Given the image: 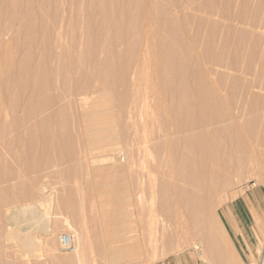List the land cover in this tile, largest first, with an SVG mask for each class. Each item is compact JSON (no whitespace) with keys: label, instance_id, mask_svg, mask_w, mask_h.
<instances>
[{"label":"rangeland","instance_id":"obj_1","mask_svg":"<svg viewBox=\"0 0 264 264\" xmlns=\"http://www.w3.org/2000/svg\"><path fill=\"white\" fill-rule=\"evenodd\" d=\"M105 1L106 3L104 0H0V20L2 19L0 21V49L2 48L0 51V79L3 77L2 79L6 80L4 81L5 86L2 85V79L0 80V95L2 94L0 96V174L4 178L3 181L0 180V197L3 194V199L6 194L7 197H11V199H5L9 206L4 205L5 201H0L5 208V210L3 207L0 208V264H230L221 260L220 249L229 253L233 257L232 264H236L237 253L243 256L244 251L242 250L243 246L239 245L240 238L235 237L230 227L231 222L228 214L230 208H235L236 214L245 219L248 226L250 224L253 226L255 239L258 243V256L248 264H260L264 248V214H262L264 212V0H249L252 17L263 21L262 27L254 32L226 20L230 13L229 0H128L129 2L127 0H112V3ZM226 11L227 13H225ZM12 12L14 13L12 14ZM43 16H45L44 19ZM146 17L151 23L144 21ZM101 24L104 28L105 25L108 28L104 29L106 35L103 33L102 36H99L97 32L96 34L94 32L99 26H102ZM202 25L203 27H201ZM95 27L97 28L95 29ZM153 29L158 30L159 53L164 60L161 65L163 67L161 68V77L155 78L150 76L152 75L150 61L153 52L148 49L146 39V33ZM248 34H250L249 37ZM218 35H222V38L225 37L219 41L220 43L217 42ZM94 37H99V39H95L99 40L96 44ZM227 39L239 40L238 66L235 65L234 71H232L233 68L225 70V68L218 67L219 69L216 68L217 72H214L213 75L216 78H213L217 82L219 81L221 93L230 97V101L232 100L229 105V116H226L218 126L221 128L219 130L223 131L225 128L224 131H226L225 137L221 140L220 149L224 151L223 153L230 152L231 154L232 152L233 155L235 153L234 157L238 161L225 164L224 172L219 180V189L213 198L215 201H212L214 205L211 204L212 207H208L205 213L204 218L207 217V219L203 221V217L200 216V224L187 232L183 240H176L171 244V248L165 251L161 248L160 242L145 243L142 246L141 255L128 254L124 248L130 244L128 239L133 234L135 235L133 232L135 225L137 226L139 223L138 226L142 227L145 223H151V220L154 221V224H151L158 228L161 224L167 225L169 216L167 205L170 195L162 185L163 180L167 182L169 179L167 178L166 181L165 173L162 176L163 172L161 175L160 172L159 175L157 172L150 173L153 171L152 161L154 159H156L155 163L160 162L157 163L159 166L164 161L163 158H159L163 156L161 152L158 155L154 154L159 159L152 157L153 153H156L153 152L155 146L153 144L161 136L159 134L161 130L159 132V128H157L159 125L157 112L172 102L171 98L175 97L173 95L181 94L186 88L189 92L194 86L191 77L195 72L193 60L203 43L211 44L214 53L217 56H223L222 59L226 60V56H228L227 41H229ZM104 41L108 47L107 51L101 49ZM165 41L167 43H163ZM9 46L10 49L13 47L11 51L13 50L14 58L10 54ZM95 47L94 56H92L90 52ZM90 55L96 61H94L96 65L92 60L90 61ZM26 56L28 57L26 58ZM81 57L83 58L81 59ZM12 59L14 60L12 61ZM24 62H26L25 69H23ZM92 64L95 65L94 68ZM8 65L10 66L8 67ZM19 66L21 70L23 69L22 72L26 77L22 75ZM35 67L36 69L37 67L38 69L42 68L41 77H38V73L36 74ZM113 68L115 69L113 70ZM166 68L167 70H165ZM255 69L256 72H253ZM6 70H10L8 79L5 78L8 75ZM24 71L29 72L28 76ZM31 71L35 72V78L37 77L35 82L32 81L35 78ZM29 74L33 76V79ZM19 76L18 82L20 83L16 81ZM21 76L24 80L29 79L24 81ZM20 80H23V85ZM245 85L247 88L251 87L247 92L248 95L244 92ZM176 90L179 93L174 94L177 92ZM34 91H38V93L35 95ZM30 97H33L32 101H30ZM103 99L107 101L101 103ZM96 100L98 103L100 102L101 107H97L96 104H94V108L92 107L93 101ZM236 100H238L237 103ZM175 101L173 100V102ZM102 104L108 105L106 112L103 111L105 108L102 107ZM110 107L111 109L108 110ZM84 112L85 114H83ZM95 113L98 117L101 115L108 118L110 127H114L106 131H101L96 126L93 128L91 120L98 118ZM93 115L96 117L93 118ZM84 117L89 120L87 123H82ZM111 117L115 124L110 119ZM232 122L241 125L243 136L239 137L238 135L237 137L234 132H230L233 129ZM17 124L18 126H15ZM85 125H90L92 128L86 131ZM155 131L157 132L155 133ZM33 134L34 136L42 134L43 138L39 136L40 138L38 137V141H36ZM109 136L112 140H109ZM20 137L22 144L17 143L18 139L21 140ZM30 137L32 141L34 138L36 142H39L40 139L38 152L41 155L38 154V165L36 166L37 163L32 161L30 166H35V168L26 170L24 164L26 160L23 158L32 144H29V141L32 142ZM41 138L46 143L42 142ZM108 140L111 144L113 143V146L107 152L101 151V145L109 142ZM60 143H62L61 146ZM157 143L160 144V142ZM46 144L47 146H45ZM43 153H45L44 157H42ZM113 166L119 168L112 169ZM155 166L158 165L154 164L153 167L156 169ZM149 173L156 175L148 176ZM116 174L117 177L122 175L132 178L136 187L140 185L136 191L138 193L134 194L136 198L133 196L131 201H134L133 207H130L133 215L130 209L129 212V207L124 208L126 203L125 206L120 207L121 211L125 209V212H122L123 215H120L121 211L118 208H114L118 206V203L121 205V199L125 197L121 186L116 185L118 191L110 190L113 194L106 189V184L111 182L112 185H109L108 189H113L117 178ZM158 176L164 178L161 180ZM148 177L153 186H150L153 191L149 190L153 192L152 195L144 183L146 182L145 178ZM105 181L106 184H104ZM141 188L143 191L140 190ZM146 194L150 195V200L147 199L149 195L147 197ZM110 195L112 201L110 197V200L106 198ZM116 195L120 197H116L117 201L114 197ZM101 197H104V200ZM105 198L109 201L108 204ZM73 199L75 204H72ZM151 199H153L151 205L150 203L145 205ZM80 200H82L81 203H79ZM31 203H38L37 207L43 203L48 207L41 204L40 211L33 215L28 210L30 208L27 207ZM78 203L81 205L79 206ZM89 204H94V206L91 207ZM72 205L76 206L75 210ZM96 205L105 208L111 207L106 211L111 209L109 211L111 215L110 213L109 215L110 217L115 215L116 219L114 220L112 217L108 221L110 226L104 228L100 219H102L101 214L105 210L103 207L104 211L99 210V206L97 208ZM139 207L143 209H138ZM44 208L47 217L44 215L45 212L43 214ZM113 208L115 211L119 210L116 213L120 217L113 213L115 212ZM143 210L145 213L142 212ZM125 213L127 216L131 214L134 220L128 217L125 218V221L122 217ZM137 213H139V217L136 216ZM147 216L148 218H145ZM31 217H40L38 220L47 227L46 233L38 231L36 226H32ZM154 217L155 219L152 220L151 218ZM205 220H209L207 221L208 226L205 225ZM135 221L138 223L136 224ZM73 232L80 233L82 237L81 248L78 250L81 254L73 255L74 257L68 255L69 251L63 248L59 242L62 235L74 234ZM211 232L214 234L215 244L209 234ZM194 242L200 247L197 251L191 247ZM110 243H114L115 245H111L117 246L121 250L119 260L114 261L106 256L104 251ZM122 252L124 253L122 254Z\"/></svg>","mask_w":264,"mask_h":264},{"label":"bare ground","instance_id":"obj_2","mask_svg":"<svg viewBox=\"0 0 264 264\" xmlns=\"http://www.w3.org/2000/svg\"><path fill=\"white\" fill-rule=\"evenodd\" d=\"M110 1L112 3V0H107V2ZM128 1V0H127ZM132 1V0H131ZM140 1V0H139ZM145 1V0H144ZM228 1V0H227ZM72 2V1H71ZM104 2L106 3V1L104 0ZM103 2V3H104ZM129 2V1H128ZM121 3V2H120ZM136 4V2H135ZM142 4V3H141ZM229 4H230V13H229V16H228V20L230 23H235L236 25L238 26H244L243 28L246 27L249 28V30H251V32H254V30H257V29H260L262 27V23L263 21L262 20H257L256 17H252L251 15V12H250V2L249 0H229ZM258 4V3H257ZM33 5V4H32ZM81 5V4H80ZM79 5V6H80ZM94 5V4H93ZM139 5V4H138ZM71 6V5H70ZM78 6V7H79ZM82 6V5H81ZM123 6V5H122ZM136 6V5H135ZM141 6V5H140ZM145 6H146V2H145ZM93 7V6H92ZM105 7V6H104ZM103 7V8H104ZM139 7V6H138ZM147 7V6H146ZM208 7V6H207ZM263 7V6H262ZM2 8V6H1ZM15 8V7H14ZM71 8V7H70ZM137 8V7H136ZM25 9V8H24ZM27 9V8H26ZM101 9V8H100ZM134 9V8H133ZM136 10V9H135ZM139 10V9H138ZM219 10V9H217ZM1 11V10H0ZM5 11V9H4ZM20 11V10H19ZM225 11V10H224ZM121 12V11H120ZM120 12H118L120 14ZM14 12H12L13 14ZM132 13V12H130ZM155 13V12H154ZM210 13V12H209ZM227 13V11L225 12ZM2 14V12H1ZM142 14V13H141ZM148 14V13H147ZM215 14V13H214ZM5 15V14H4ZM145 15V14H144ZM1 16V15H0ZM3 16V15H2ZM26 16V15H25ZM227 16V15H226ZM10 17V16H9ZM45 16H43V19H44ZM54 17V16H53ZM141 17V16H140ZM123 18V16H122ZM138 18V17H137ZM163 18V17H162ZM221 18V17H220ZM117 19V18H116ZM121 19V18H120ZM154 19V18H153ZM222 19V18H221ZM2 20V19H1ZM0 20V21H1ZM24 20V19H23ZM31 20V19H30ZM138 20V19H137ZM216 20V19H215ZM41 21V20H40ZM58 21V20H56ZM144 21L145 22H150L148 17L144 18ZM224 21V20H223ZM262 21V22H261ZM110 22V21H109ZM117 22V21H116ZM139 23V21H137ZM24 23V22H23ZM129 23V22H128ZM151 23V22H150ZM221 23V22H220ZM28 24V23H27ZM70 24V23H69ZM67 25V24H66ZM102 25V24H101ZM132 25V24H130ZM149 25V24H148ZM176 25V24H175ZM29 26V25H28ZM65 26V25H64ZM69 26V25H68ZM139 26V25H138ZM142 26V25H141ZM151 26V25H150ZM46 27V26H45ZM58 27V26H57ZM107 26L105 25V28ZM126 27V26H125ZM133 27V26H132ZM155 27V26H154ZM175 27V26H174ZM203 27V25L201 26ZM231 27V26H230ZM24 28V27H23ZM97 27H95L96 29ZM102 26H99V28L94 32L96 34L97 32V35L99 36H102V34L104 33V35H106L105 33V29ZM108 28V27H107ZM131 28V27H129ZM58 29V28H57ZM62 29V28H61ZM70 29V28H69ZM223 29V28H222ZM221 29V30H222ZM26 30V28H25ZM235 30V29H234ZM60 31V30H59ZM239 31V30H238ZM145 32V31H144ZM164 32V31H163ZM204 32V31H203ZM59 33V32H58ZM90 33V32H89ZM88 33V34H89ZM109 33V32H108ZM107 33V34H108ZM127 33V32H126ZM167 33V32H166ZM221 34V32H219ZM244 33V32H243ZM248 33V32H246ZM250 33V32H249ZM46 34V33H45ZM181 34V33H180ZM204 34V33H203ZM252 34V33H251ZM254 34V33H253ZM57 35V34H56ZM73 35V34H72ZM96 35V36H97ZM109 35V34H108ZM107 35V36H108ZM117 35V34H116ZM130 35V34H129ZM207 35V34H206ZM235 35V34H234ZM246 35V34H245ZM250 34H248V37H249ZM68 36V35H67ZM146 36H147V47L150 51L153 52V55L151 56V61H150V66H151V74L150 76H152L153 78L155 77H161V65H162V61L163 58L161 57L160 53H159V42H158V30L157 29H153V30H150L146 33ZM182 36V35H181ZM66 37V36H65ZM64 37V38H65ZM175 37V36H174ZM193 37V36H192ZM246 37V36H245ZM244 37V38H245ZM46 38V37H45ZM99 37H94V40ZM105 38V37H104ZM165 38V37H164ZM182 38V37H181ZM204 38V36H203ZM217 42L220 43L219 41H221L223 38H222V35H218L217 36ZM234 38V36H233ZM242 38V37H241ZM43 39V37H42ZM170 39V38H169ZM184 39V37H183ZM230 39V38H229ZM227 39V40H229ZM250 39V38H249ZM248 39V40H249ZM34 40V39H33ZM72 40V39H71ZM103 40V39H102ZM106 40V38H105ZM118 40V38H117ZM143 40V39H142ZM202 40V39H201ZM208 40V39H207ZM235 40V39H233ZM232 39L227 41L228 42V45H227V53H228V56L226 60H223L221 56H217L215 53H214V50L212 48V45L211 44H208V43H203V46L200 47V50H198L197 54L195 55V60H193L195 62V72H193V74L191 75L192 79H193V87H191L190 91L188 92L187 91V88L184 89L183 92H181V94H178V95H173L175 97H170L171 99L173 100H176L175 102H172L171 103H168V106H165L163 107L161 110H158L157 112V116H158V127L159 128V132L161 130V133H159L161 136L158 137V139H156L157 142H160L157 143L155 140V145L153 148V152H156V153H153L158 155L160 152L161 154L163 155L162 157H159L160 159L163 158V162H161L160 166L159 164L157 163H160V162H157L155 163L156 159H152L153 161V165H152V169L153 171H149L150 173L152 172H157V174L159 173L161 175L162 173V176L163 174L165 173V178H166V181H167V178L169 179L167 182H164L163 180V186L165 189H167V192H169V195H170V198H169V201H168V212H169V216H168V220H167V225H158L159 227L156 228L157 226L156 225H152L154 224L151 220L150 222L152 223H145L142 227H139V223L137 224L136 221L135 223L137 224V226L135 225V223L133 222V225H135V229H134V233L135 235L133 234L132 237H130L128 240L130 242L129 246L128 247H125L124 250L126 252L127 250V253L128 254H131V255H141V252L143 250V244L145 243H154V242H160L161 244V248L165 250L171 248V244H173L176 240H183L185 237H186V234L187 232L191 231L192 229H194L195 226L199 225L200 224V216L203 217V221L204 219H207L204 218L206 216V210L209 208H211V204L212 201H213V198L216 196V193L219 189V180H220V176L222 174L223 169L226 165H228L229 162H235V161H238L236 160L233 155V153L231 152H228V153H223L224 151L220 149V145H221V140L223 137H225V133L226 131L225 128L224 130H219L221 128H218L219 124L222 123V121L224 120V118L226 116H229V105H231V101H230V97H228L227 95H223L219 89V84L218 82L214 79L216 78L215 76H213L215 73L214 72H217L216 71V68L219 69L218 67H221V68H225L226 69H231L233 68L232 71H234V68L235 65L238 66L237 62H238V54H237V48L239 47V40H235L233 41ZM99 41V40H98ZM98 41L95 40V44L98 43ZM255 41V40H254ZM256 41H257V38H256ZM52 42V41H51ZM107 42V41H106ZM109 42V41H108ZM169 42V41H168ZM199 42V41H198ZM214 42V41H213ZM102 43V42H101ZM116 43V42H115ZM142 43V42H141ZM163 43H167L166 41L163 42ZM202 43V42H201ZM217 43V44H218ZM251 43V42H250ZM81 45V43H79ZM103 44V47H101V49H104V51H107L108 50V47L105 45V41ZM249 44V43H248ZM257 44V43H256ZM39 45V44H38ZM90 45V44H89ZM100 45V44H99ZM163 45V44H162ZM173 45V44H172ZM181 45V44H180ZM214 45V44H213ZM244 45V44H243ZM11 46V45H10ZM10 46H9V50H10V54L11 56L13 55V50L11 51V49L13 47H11L10 49ZM31 46V45H30ZM29 46V47H30ZM63 46V45H62ZM79 46V45H78ZM165 46V45H164ZM187 46V45H186ZM198 46V45H197ZM5 47V45H4ZM69 47V46H68ZM134 47V46H132ZM130 47L132 50L133 48ZM171 47V46H170ZM182 47V46H181ZM218 47V46H217ZM260 47V46H259ZM92 48V47H91ZM174 48V47H173ZM246 48V47H245ZM261 48V47H260ZM2 49V48H1ZM0 49V51H1ZM6 49V48H5ZM7 49V51H8ZM31 49V48H30ZM93 49V48H92ZM96 47L94 48V50H92L91 55L94 56L93 52L95 51ZM97 49H99V47H97ZM130 49V50H131ZM169 49V47H168ZM175 49V48H174ZM188 49V48H186ZM247 49V48H246ZM67 50V49H66ZM89 50V49H88ZM146 50V49H145ZM162 50V49H161ZM224 51V49H222ZM226 50V49H225ZM262 50V49H261ZM6 51V50H5ZM91 51V50H90ZM98 51V50H97ZM103 51V50H102ZM116 51V50H115ZM129 51V50H128ZM163 51V50H162ZM191 51V50H190ZM245 51V50H244ZM12 52V53H11ZM44 52V50H43ZM61 52V51H60ZM132 52V51H131ZM189 52V51H188ZM187 52V53H188ZM67 53V52H66ZM80 53V52H79ZM89 53V52H88ZM97 53V52H96ZM8 54V52H7ZM107 54V53H106ZM110 54V53H109ZM122 54V53H121ZM129 54V53H128ZM63 55V54H62ZM67 55V54H66ZM78 55V54H77ZM90 55V61L92 60V62L95 64V60L92 59V56ZM123 55V54H122ZM182 55V54H181ZM220 55V54H219ZM241 55V54H240ZM246 55V54H245ZM110 56V55H108ZM139 56V55H138ZM258 56V55H257ZM262 56V55H261ZM3 57V56H1ZM5 57V55H4ZM14 58V56H12ZM28 56H26L27 58ZM60 57V56H59ZM172 57V56H171ZM174 57H175V54H174ZM178 57V56H177ZM188 57V56H187ZM7 58V57H6ZM31 58V57H30ZM44 58V57H43ZM83 57H81L82 59ZM101 58V57H100ZM165 58V57H164ZM186 58V57H185ZM194 58V57H193ZM242 58V57H241ZM245 58V57H244ZM112 59V58H111ZM150 59V58H149ZM166 59V58H165ZM190 59H192L190 57ZM1 60V59H0ZM5 60V58H4ZM14 59H12L13 61ZM66 60V58H65ZM117 60V58H116ZM168 60V59H167ZM242 60V59H241ZM8 61V60H7ZM11 61V60H10ZM68 61V60H67ZM83 61V60H82ZM95 61V62H94ZM104 61V60H102ZM244 61V60H243ZM252 61V60H251ZM43 62V61H42ZM89 62V61H88ZM87 62V63H88ZM91 62V63H92ZM99 62H100V59H99ZM119 62V61H118ZM167 63V61H165ZM180 62V61H179ZM19 63V62H18ZM25 65L23 67V69H25L26 67V62H24ZM62 63V62H61ZM76 63V62H75ZM78 63V61H77ZM139 63V61H138ZM137 63V64H138ZM4 64V63H3ZM7 64V63H5ZM28 64V63H27ZM58 64V63H57ZM79 64V63H78ZM82 64V62H81ZM168 64V63H167ZM170 64V63H169ZM181 64V63H180ZM186 64V63H185ZM184 64V65H185ZM240 64V63H239ZM243 64V63H242ZM256 64V63H255ZM1 65V64H0ZM20 65V64H19ZM96 65V64H95ZM95 65L92 64L93 68L95 67ZM100 65H101V62H100ZM178 65V64H177ZM4 66V65H3ZM10 65H8L9 67ZM13 66V65H12ZM11 66V67H12ZM77 66V65H76ZM99 66V65H98ZM98 66H96V68H98ZM114 66V65H113ZM111 66V67H113ZM22 67V66H21ZM40 67V66H39ZM74 67V65H73ZM115 67V66H114ZM167 67V66H166ZM187 67V66H186ZM20 68V66H19ZM30 68V67H29ZM59 68V67H58ZM102 68V67H100ZM147 68V67H146ZM183 68V67H182ZM256 68V67H255ZM1 69V67H0ZM6 69V68H5ZM10 69V68H8ZM22 69V70H23ZM36 69V67H35ZM34 69V70H35ZM38 69V67H37ZM36 69V74L38 73V77H41L42 76V68ZM53 69V68H52ZM57 69V68H56ZM99 69V68H98ZM103 69V68H102ZM115 68H113L114 70ZM11 70V69H10ZM10 70H6V73H8V75H4L5 78H9V71ZM14 70V69H13ZM21 68H20V71L22 72ZM29 70V69H28ZM32 70V71H34ZM111 70V71H113ZM148 70V69H147ZM167 70V68L165 69ZM193 70V69H191ZM8 71V72H7ZM31 71V72H32ZM57 71V70H56ZM67 71V70H66ZM99 71V70H98ZM101 71V70H100ZM182 71V70H181ZM231 71V72H232ZM27 73V71H24ZM35 72H32V74H34V77L30 75V77L32 78H35ZM174 72V71H173ZM236 72V71H235ZM253 72H256V69L255 71ZM5 73V72H4ZM25 73V75H26ZM29 73V72H28ZM28 73H27V76H28ZM66 73V72H65ZM169 73V72H168ZM101 74V73H100ZM146 74V73H145ZM220 74V73H219ZM241 74V72H240ZM243 74V73H242ZM245 74V73H244ZM21 75V74H19ZM22 75L24 76L23 72H22ZM53 75V74H52ZM142 75V74H141ZM168 75V74H167ZM166 75V76H167ZM212 75V76H210ZM1 76V75H0ZM37 76V75H36ZM114 76V75H113ZM116 76V75H115ZM182 76V75H181ZM188 76V75H187ZM190 76V74H189ZM14 77V76H13ZM26 77V76H24ZM212 77V78H210ZM214 77V78H213ZM223 77V76H222ZM232 77V76H231ZM3 78V77H2ZM1 78V79H2ZM30 78V79H31ZM32 78V79H33ZM37 78V77H36ZM36 78L33 79L32 81H36ZM99 78V77H98ZM117 78V77H116ZM145 78V77H144ZM150 78V77H149ZM225 78V77H224ZM227 78V77H226ZM258 78V77H257ZM0 79V80H1ZM18 79H20V76L19 78L17 77V82H18ZM21 79H23V77L21 76ZM29 78H27L26 80L24 81H27ZM39 79V78H38ZM23 80H20L21 81V85ZM115 80V79H114ZM120 80V79H119ZM156 80V79H155ZM163 80V79H162ZM166 80V78H165ZM168 80V79H167ZM189 80V79H188ZM232 80V79H231ZM234 80V79H233ZM2 85L5 86V83L4 79H2ZM107 81V80H106ZM11 82V81H10ZM30 82V80H29ZM28 82V83H29ZM49 82V81H48ZM115 82V81H114ZM144 82V81H143ZM235 82V81H234ZM255 82V81H254ZM4 83V84H3ZM8 84V80L6 82ZM20 83V82H18ZM37 83V82H36ZM57 83V82H56ZM59 83V82H58ZM249 83V82H248ZM0 84H1V81H0ZM16 84V82H15ZM47 84V83H46ZM45 84V85H46ZM106 84H108L106 82ZM114 84V83H113ZM153 84V83H152ZM158 84V83H157ZM161 84V83H159ZM165 84L167 85V83L165 82ZM182 84L184 85V83L182 82ZM236 84V83H235ZM241 84V83H239ZM243 84V83H242ZM241 84V85H242ZM44 85V84H43ZM155 85V83H154ZM163 85V84H161ZM161 85L159 86V89L161 87ZM172 85V84H171ZM7 86V85H6ZM10 86V85H9ZM115 86V85H114ZM146 86V85H145ZM246 86V85H245ZM2 87V86H1ZM48 87V86H47ZM172 87V86H171ZM231 87V86H230ZM243 87V86H242ZM6 88V87H5ZM62 88V87H61ZM107 88V87H106ZM167 88V87H166ZM190 88V87H189ZM250 86H247L244 87V92H249L250 90ZM253 88V87H252ZM21 89V88H20ZM43 89V88H42ZM111 89V88H110ZM154 89V88H153ZM172 89V88H171ZM67 90V89H66ZM175 90V89H173ZM227 90V89H226ZM242 90V89H241ZM177 92H174V94H177L179 93L178 90H176ZM1 92V91H0ZM17 92V91H16ZM36 92V91H34ZM173 92V91H172ZM243 92V91H242ZM38 93V91L36 93H34L35 95ZM69 93V92H68ZM224 93V92H223ZM241 93V92H240ZM33 94V93H32ZM33 94V96H35ZM170 94V92H169ZM2 95V94H1ZM0 95V96H1ZM10 95V93H9ZM18 95V94H17ZM126 95V93H125ZM157 95V93H156ZM248 95V93L246 94ZM32 96V95H30ZM64 96V95H63ZM14 97V96H13ZM12 97V98H13ZM38 97V96H37ZM126 97V96H125ZM160 97V96H159ZM236 97V96H235ZM3 98V97H2ZM9 98V97H8ZM32 101L33 100V97H30ZM35 98V97H34ZM46 98V97H45ZM11 99V98H10ZM9 99V100H10ZM40 99V98H39ZM126 99V98H124ZM237 99V98H236ZM244 99V98H243ZM249 99V98H248ZM14 100V99H13ZM247 100V98H246ZM1 101V100H0ZM12 101V100H10ZM104 101V99L101 101V103ZM107 101V100H105ZM104 101V103H105ZM109 101V100H108ZM126 101V100H125ZM238 100H236V103H237ZM95 102V103H94ZM96 101H93V108H94V104H96L97 107H101L100 106V102L97 104ZM160 102V101H159ZM11 103V102H10ZM14 103V102H13ZM30 103V102H28ZM249 103V102H247ZM245 103V104H247ZM253 103V102H252ZM12 104V103H11ZM10 104V105H11ZM69 104V103H67ZM163 104V103H162ZM243 104V103H242ZM241 104V105H242ZM244 104V105H245ZM251 105V103H249ZM9 105V106H10ZM29 105V104H28ZM27 105V107H28ZM105 104H102V107H104L105 109H103V111L105 110L106 112V109L108 108V105L107 106H104ZM240 105V104H239ZM234 106V105H233ZM236 106V105H235ZM243 106V105H242ZM26 107V108H27ZM58 107V106H57ZM62 107V106H61ZM69 107V106H68ZM240 107V106H239ZM238 107V108H239ZM245 107V106H244ZM247 107V106H246ZM12 108V107H11ZM25 108V109H26ZM44 108V107H43ZM60 108V107H59ZM159 108V107H158ZM249 108H254V107H249ZM38 109V108H37ZM56 109V108H55ZM111 107L108 109L110 110ZM237 109V108H235ZM245 109V108H244ZM243 109V110H244ZM10 110V109H9ZM107 110V111H108ZM242 110V112H243ZM247 110V109H246ZM245 110V111H246ZM28 111V110H27ZM41 111V110H40ZM95 111V110H94ZM102 111V110H101ZM29 112V111H28ZM97 112V111H96ZM33 113V112H32ZM40 113V112H39ZM50 114V113H49ZM85 114V112L83 113ZM97 115V113H95ZM244 114V113H243ZM243 114L241 115L243 117ZM42 115V113H41ZM96 115H93V118L96 117ZM31 116V115H30ZM39 116V115H38ZM84 116V115H83ZM109 116V115H108ZM98 117V115H97ZM56 118V117H55ZM82 118V117H81ZM24 119V118H22ZM40 119V118H39ZM42 119V118H41ZM111 120H113V124L114 123V119L111 117L110 118ZM65 120V119H64ZM93 120V119H92ZM91 120V123L90 125L94 128L95 126L98 127L99 129H101V131H106V130H110V128L112 129L113 127H110V121L108 120V118L106 117H102L100 115V117L97 118V120ZM45 121V120H44ZM89 120H87L86 117L83 118V122L82 123H87ZM109 121V122H108ZM238 121V120H237ZM256 121V120H255ZM19 122V121H18ZM41 122V121H40ZM79 122V121H78ZM16 123V121H15ZM14 123V124H15ZM51 123V122H50ZM57 123V122H56ZM112 123V122H111ZM261 123V122H260ZM30 124V122H29ZM44 124V123H43ZM69 124V123H68ZM73 124V123H71ZM112 124V125H113ZM238 124V125H237ZM263 124V123H262ZM90 125H85V130L86 131H89L92 127ZM14 126V125H13ZM15 126H18L15 125ZM63 126V125H62ZM66 126V125H65ZM260 126V125H259ZM258 126V127H259ZM232 127L233 129L230 130V132H234L235 133V136L238 137H241L243 136V130H242V127L241 125H239V123H235V122H232ZM26 128V127H25ZM28 128V127H27ZM46 128V127H45ZM62 128V127H61ZM23 129V128H22ZM68 129V128H67ZM66 129V130H67ZM227 129V128H226ZM63 130V129H62ZM246 130V129H245ZM37 131V130H36ZM53 132V131H52ZM157 131H155L156 133ZM229 132V131H228ZM229 132V133H230ZM25 134V133H24ZM37 134V132H36ZM92 134V133H91ZM70 135V134H69ZM234 135V134H233ZM34 136V134H33ZM39 136H42V134H39ZM38 135L37 136H34V138H36V141H38ZM158 136V135H157ZM17 137V136H16ZM50 137V136H49ZM70 137V136H69ZM110 137V136H109ZM114 137V136H112ZM234 137V136H233ZM3 138V137H2ZM18 138V137H17ZM21 138V137H20ZM33 138V141H35ZM40 138V137H39ZM41 138V140H42ZM111 138V137H110ZM109 140H112V138ZM157 138V137H156ZM162 138V139H161ZM24 139V138H23ZM46 139V138H45ZM52 139V138H51ZM50 139V140H51ZM6 140V139H4ZM30 140H31V137H30ZM49 140V141H50ZM57 140V139H56ZM108 140V141H109ZM13 141V140H12ZM17 141V140H16ZM22 138L21 140L17 141L18 144H22ZM32 141V140H31ZM30 142L29 141V144H30V147L28 148L26 155L23 159L26 160V163L24 162L25 164V167H26V170H29V169H34V167L30 166V163L33 161L36 164V166L38 165V154L40 152H38V143L40 142V139H39V142ZM162 141V142H161ZM21 142V143H19ZM42 142L46 143V141H44V139L42 140ZM58 142H59V139H58ZM50 143V142H49ZM48 143V145H49ZM116 143V142H115ZM114 143V144H115ZM149 143V142H148ZM225 143V142H224ZM28 144V145H29ZM44 145V144H43ZM52 145V144H51ZM62 145V143H60V146ZM101 145V144H100ZM149 145V144H148ZM243 145V144H242ZM47 146V144L45 145ZM59 146V145H58ZM102 147H100V150L101 151H104V152H107L108 150H110V148L113 146V143L111 144L110 141L107 142V143H104V145H101ZM92 147V146H91ZM43 148V147H42ZM93 148V147H92ZM6 149H9V148H6ZM58 150L60 148H57ZM62 149V148H61ZM3 150V149H2ZM22 150V149H21ZM41 150V149H40ZM43 150V149H42ZM47 150V149H46ZM88 150H92V149H88ZM235 150V149H234ZM25 151V150H24ZM44 151V150H43ZM55 151V150H54ZM89 151V152H90ZM52 152V151H51ZM59 153V152H58ZM4 154V153H3ZM45 153L42 154V157H44ZM48 154V153H47ZM51 154V153H50ZM49 154V155H50ZM5 155V154H4ZM41 155V153H40ZM62 155V154H61ZM60 156V155H59ZM64 156V155H63ZM236 156V155H235ZM41 157V156H40ZM153 158H158V156L156 157L155 155L152 156ZM9 159V158H8ZM54 159V158H53ZM57 159V158H56ZM55 159V160H56ZM59 160V159H58ZM151 160V159H149ZM24 161V160H23ZM51 161V160H50ZM61 161V160H60ZM157 161H160V160H157ZM142 162V160H141ZM7 163V162H6ZM34 163V164H35ZM145 163V162H144ZM13 164V163H12ZM146 164V163H145ZM144 164V165H145ZM154 164L158 165L156 167V169L153 167ZM226 164V165H225ZM56 165V164H55ZM148 165V164H147ZM151 165V164H150ZM7 166V165H6ZM142 166V165H141ZM40 167V165H39ZM38 167V168H39ZM5 168V167H4ZM12 168V167H11ZM112 169H117L119 168L118 166H113L111 167ZM156 170V171H154ZM15 171V170H14ZM24 171V169H23ZM13 172V171H12ZM228 172V171H227ZM226 172V173H227ZM1 173V171H0ZM69 173V172H68ZM147 173V172H146ZM148 174V176H152L153 175H156V174ZM10 174V173H9ZM19 174H22V173H19ZM59 174V173H58ZM158 174V175H159ZM225 174V173H224ZM231 174V173H230ZM232 174H235V173H232ZM137 175V174H136ZM26 176V175H25ZM117 177V174L115 175ZM145 176V175H144ZM167 176V177H166ZM23 177V176H22ZM136 177V176H135ZM147 177V176H146ZM159 178H161L160 176H158ZM163 177V178H164ZM229 177V176H228ZM228 177H226L228 179ZM64 178V177H63ZM118 178V179H117ZM115 182H114V179H113V182H114V187L113 189L109 188V185L111 186L112 182L109 183V184H106V181L104 182V184H106L107 186V190L108 192L110 190L112 191H115L117 190V186H121L122 188V192H125L123 193L125 195L124 199H121V205H119L118 203V206L117 207H114V208H118L120 210V207L122 206H125L124 208H128V210L130 209V207H133V202H131L133 199V196H135L138 192V187L140 186H137L136 187V184H134V180L132 178H126L122 175H120V177H117ZM161 178V180L163 179ZM4 179L3 176L0 174V180ZM111 179V178H110ZM3 181V180H2ZM109 181V180H108ZM107 181V182H108ZM145 181L144 183H146V187H147V190H151L150 186H152L150 184V179L149 177L148 178H145ZM27 182V181H26ZM81 182V181H80ZM88 182V181H87ZM231 182V181H230ZM19 183V182H18ZM143 183V182H142ZM227 183V182H226ZM225 183V184H226ZM100 184V182H99ZM98 184V185H99ZM4 185V184H3ZM30 185V184H29ZM28 185V186H29ZM117 185V186H116ZM254 185V183H253ZM26 186V185H25ZM75 186V184H74ZM105 186V187H106ZM145 186V185H144ZM30 187V186H29ZM137 190H136V188ZM143 187V185H142ZM153 187V186H152ZM22 188V187H21ZM120 188V189H121ZM25 189V188H24ZM74 189V188H73ZM115 189V190H114ZM154 189V188H153ZM78 190V189H77ZM76 190V191H77ZM142 190V188L140 189ZM80 191V190H78ZM77 191V193H78ZM118 191V190H117ZM143 191V190H142ZM144 191H146L144 189ZM153 191V190H151ZM149 191V192H151ZM158 191V190H157ZM4 192V191H3ZM21 192V191H20ZM72 192V191H71ZM91 192H93L91 190ZM88 193V192H87ZM100 193V192H99ZM107 193V192H106ZM111 193V191L109 192ZM141 193V192H140ZM139 193V194H140ZM153 192L150 193V195H152ZM6 194V193H5ZM9 194V193H8ZM74 194V193H73ZM113 194V193H111ZM135 194V195H134ZM2 195V193H1ZM4 195V194H3ZM3 195L0 197L2 198ZM26 195V194H25ZM92 196V194H90ZM122 195V194H121ZM120 195V196H121ZM123 195V196H124ZM141 195V194H140ZM145 195V194H144ZM144 195H142L143 197H145ZM147 195V194H146ZM149 195V194H148ZM147 195V197H148ZM150 195L147 199L150 200ZM159 195V194H158ZM8 195L6 194L5 195V199L8 200L11 199V197H7ZM15 196V195H14ZM107 196V195H106ZM105 196V197H106ZM122 196V197H123ZM139 196V195H138ZM160 196V195H159ZM16 197H19V196H16ZM111 199V195L106 197L108 198L107 200H110ZM115 198H120L118 197L117 195L114 196ZM142 197V198H143ZM152 197V196H151ZM161 197V196H160ZM26 198V197H25ZM73 198V197H72ZM105 198V201L106 203L108 204L109 201H107ZM114 198V199H115ZM117 198H116V201H117ZM136 198V196H135ZM153 198V197H152ZM5 199H0V201H5ZM21 199V197H20ZM29 199V198H28ZM79 199V198H77ZM101 199L104 200V197H101ZM113 199V200H114ZM139 199V197H138ZM137 199V200H138ZM146 199V197H145ZM168 199V198H167ZM76 200V199H75ZM83 200V199H82ZM79 201V203H81V201ZM92 200V199H91ZM101 200V201H103ZM135 200V201H137ZM140 200V199H139ZM144 200V198H143ZM141 199V202L143 201ZM152 200L148 203H145V205L149 204L151 205L152 203ZM89 201V200H88ZM94 202V200H92ZM112 201V199H111ZM110 201V203H111ZM115 201V200H114ZM119 201V200H118ZM147 201V200H146ZM215 201V200H214ZM213 201V202H214ZM12 202V201H11ZM24 202V201H23ZM73 202H74V199H73ZM72 204H75L76 202H74ZM87 202V201H86ZM96 202V201H95ZM94 202V203H95ZM50 203V202H49ZM78 203V204H79ZM91 203V201H90ZM100 203V202H99ZM98 203V204H99ZM103 203H105L103 201ZM114 203V202H113ZM112 203V204H113ZM123 203V204H122ZM126 203V204H125ZM8 204V201H5L4 202V205H7ZM38 204V203H37ZM37 204L36 203H31L29 204L27 207L30 208L28 209L30 212L33 213V215L37 212V211H40L41 208H39L41 206V204L43 206H45L43 203L40 204L39 207H37ZM46 204V203H45ZM97 204V202H96ZM102 204V203H101ZM117 205V202L115 203ZM125 204V205H124ZM136 204V202H135ZM140 204V203H138ZM144 204V203H143ZM142 204V205H143ZM4 205H2V202H0V208L3 207V209L5 210L4 208ZM47 205V204H46ZM50 205V204H48ZM81 204H79L80 206ZM88 205V204H87ZM106 205V204H105ZM111 205V204H109ZM141 205V206H142ZM214 205V204H213ZM9 206V205H7ZM89 206L93 207V205H90ZM97 208L99 205H96ZM95 206V207H96ZM101 206V205H100ZM100 206H99V210L101 211H104V213L101 214V218L100 220H102V223L104 224V228H106L107 226H110L108 224H110L108 221H110L113 217V219L115 220L116 217H114L115 215L111 216V213L109 212L110 210H107L106 209H109L111 208L109 206V208H105L103 206H101V209H100ZM135 206V205H134ZM14 207V205H13ZM46 207V206H45ZM48 207V206H47ZM46 207V208H47ZM72 207L76 208V206L74 207V205H72ZM102 207L104 208V210H102ZM108 207V205H107ZM113 208V209H114ZM135 208V207H134ZM133 208V209H134ZM142 207H139L138 209H140ZM145 208V207H144ZM166 208V207H165ZM82 209V208H81ZM96 209V208H95ZM117 209V211H114L113 213H116L118 212L119 210ZM137 209V207H136ZM143 209V208H142ZM213 209V208H212ZM3 210V211H4ZM47 210V209H46ZM60 210V209H59ZM71 210V209H70ZM98 210V209H97ZM127 210V211H128ZM131 210V213L133 212L132 209ZM129 210V212H130ZM145 210V209H144ZM144 210L142 212H144ZM211 210V209H210ZM121 211V210H120ZM123 211L125 212V209H123ZM120 213V215H123L122 212ZM135 211V210H134ZM138 211V210H137ZM136 211V212H137ZM141 211V210H140ZM147 211L149 212V210L147 209ZM5 212V211H4ZM28 212V211H27ZM26 212V213H27ZM45 212V208H44V211H43V214ZM48 212V211H47ZM99 212V211H98ZM210 212V211H209ZM101 213V212H100ZM110 213V215H109ZM127 213V212H126ZM125 213L123 217V219L125 218H128L131 217V214L129 216H127ZM145 213V212H144ZM37 214V213H36ZM118 213H116V216L117 217H120L119 215H117ZM134 213H132L133 215ZM141 214V212H140ZM149 214V213H148ZM212 214V213H211ZM45 217H47V214L45 212ZM49 215V214H48ZM145 215V214H144ZM40 216V215H39ZM100 216V214H99ZM126 216V217H125ZM136 216L139 217V213L136 214ZM135 216V218H136ZM143 216V215H142ZM38 217V216H37ZM41 217H42V212H41ZM44 217V218H45ZM134 217V216H133ZM141 217V216H140ZM36 218V217H35ZM33 218L31 217V221H32V226H36L37 230L38 231H43L44 233H46V229L47 227L43 226V222H40L38 219L39 218ZM98 218V217H97ZM100 218V217H99ZM145 218H148L145 217ZM77 219V218H76ZM131 219H128V220H131ZM138 219V218H136ZM152 220L155 219L154 218H151ZM43 219L41 218V221ZM75 220V219H74ZM78 220V219H77ZM134 220V218L132 219ZM49 221V220H48ZM121 221H123L121 219ZM126 221V219H125ZM207 221L209 220H205V225H207ZM156 223V222H155ZM210 226V225H209ZM124 227V226H123ZM125 231V230H124ZM6 232V231H5ZM74 234H70V235H66L69 237L70 241H69V245L67 247H65L66 250L69 251L70 254L68 255H72V257L78 255V250L79 248H81V243H82V237L80 235V233H75L73 232ZM222 233V232H221ZM211 235V239H212V242H214L215 244V237H214V234L211 232L209 233ZM125 236V235H124ZM128 236V235H127ZM223 236V234H222ZM108 237V236H107ZM5 238V237H4ZM15 240V239H14ZM112 241V240H111ZM22 242V241H21ZM22 244V243H20ZM20 244H18L20 246ZM114 243H110L109 247H106V250L104 252H106V256L110 257V259L116 261V260H119L121 258V250L116 246H112ZM124 244V243H123ZM115 245V244H114ZM17 246V245H15ZM5 247V246H4ZM104 247V246H103ZM191 247L193 248V250L197 251L200 249V247L197 245L196 242L192 243L191 244ZM18 249V247H17ZM6 250V249H5ZM171 250V249H170ZM191 250V249H190ZM81 251V250H80ZM219 254H220V258L221 260H224V261H227V262H231V260H233V257L230 256V254L228 255L227 252L225 250H222L220 249L219 250ZM97 252V251H96ZM124 252H122L123 254ZM5 254V253H4ZM81 254V253H80ZM126 254V253H125ZM264 254V253H263ZM74 255V256H73ZM17 256V255H16ZM97 256V255H96ZM104 256V255H103ZM15 257V256H14ZM71 257V256H70ZM98 258V257H97ZM100 258V257H99ZM130 258V257H129ZM6 260V259H5ZM99 260V259H98ZM261 264H264V258L261 262Z\"/></svg>","mask_w":264,"mask_h":264},{"label":"crops","instance_id":"obj_3","mask_svg":"<svg viewBox=\"0 0 264 264\" xmlns=\"http://www.w3.org/2000/svg\"><path fill=\"white\" fill-rule=\"evenodd\" d=\"M228 214L230 216L229 220L231 222V225H230L231 230L234 232V235L236 238H240L241 243H239V245L241 244L243 246L242 250L244 251L243 256L238 255L237 253L238 259L235 260V262L236 264H239V263L248 264L250 263L252 259L258 256L257 255L258 254L257 252L258 243L256 242V239H255V230L251 224L250 226H248L245 222V219H242L240 215L236 214L235 208H230ZM262 214H264V212H262ZM263 253H264V248H263L262 255H261V262L264 258ZM232 261L233 260H231L230 264H232Z\"/></svg>","mask_w":264,"mask_h":264},{"label":"built area","instance_id":"obj_4","mask_svg":"<svg viewBox=\"0 0 264 264\" xmlns=\"http://www.w3.org/2000/svg\"><path fill=\"white\" fill-rule=\"evenodd\" d=\"M69 241H70V239H69V237L66 236V235H62V236L60 237V240H59L60 245H61L63 248H65V247H67V246L69 245Z\"/></svg>","mask_w":264,"mask_h":264}]
</instances>
